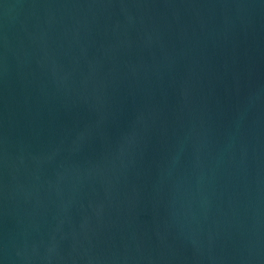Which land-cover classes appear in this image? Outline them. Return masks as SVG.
I'll list each match as a JSON object with an SVG mask.
<instances>
[{
  "label": "water",
  "instance_id": "obj_1",
  "mask_svg": "<svg viewBox=\"0 0 264 264\" xmlns=\"http://www.w3.org/2000/svg\"><path fill=\"white\" fill-rule=\"evenodd\" d=\"M0 264H264V0H0Z\"/></svg>",
  "mask_w": 264,
  "mask_h": 264
}]
</instances>
